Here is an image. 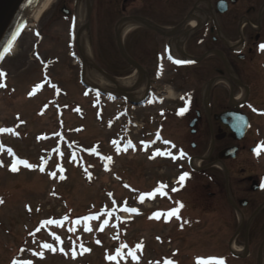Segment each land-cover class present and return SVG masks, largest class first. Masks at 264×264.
<instances>
[{
	"label": "rangeland",
	"instance_id": "374dc122",
	"mask_svg": "<svg viewBox=\"0 0 264 264\" xmlns=\"http://www.w3.org/2000/svg\"><path fill=\"white\" fill-rule=\"evenodd\" d=\"M94 2L89 27L77 34L76 25L78 28V23L80 27L85 24L82 0H52L46 12L26 26L12 56L0 69V84L7 86L0 87V264H201L208 260L193 257L220 252L228 247L233 233L226 229L218 233L219 224L210 227L214 237L197 239L193 226L198 214L185 208L184 224L177 232L182 237L170 242L171 247L162 245L160 241L174 236L175 231L151 225L163 201L151 188L165 178H173L167 174L175 172V167L155 159L162 148H147L140 143L151 142L150 134L161 124L165 137L199 156L193 164L203 167L199 158L211 152L206 151L210 139L200 153L190 149L197 136L190 132V118L167 114L164 123L155 122L160 118L159 109L174 108L178 96L187 90L181 89L179 83L173 84L172 75L155 83L154 78L160 74L153 78L144 70L147 75L143 83L131 85L137 87L138 95L130 98L132 91L118 93L111 79L120 83L133 78L136 83L138 74L125 62L115 42L114 18L118 12L114 17L112 9L117 4L112 0ZM63 8L71 13L64 15ZM128 33L126 30L120 35L122 44L126 42L131 47V37L124 39ZM78 39L84 54L90 51L87 57L105 75L82 68L79 48L74 45ZM153 50L162 59L170 53L165 47ZM124 51L128 55L129 49ZM73 52L78 56L75 59ZM148 69L153 71L149 66ZM149 80L166 102L161 108L142 110L131 99L138 102L146 95ZM84 83L93 88L105 87L94 88V95ZM98 91L104 97L96 95ZM133 114L139 127L131 131ZM215 156L217 153L211 152L206 164ZM13 165L16 172L11 171ZM194 186L191 184L183 196L192 208L211 202L206 195L191 200ZM130 209L146 216L113 218L132 214ZM45 244L49 247H43ZM117 250L123 255H118ZM110 256L115 259H108ZM173 256L180 260H170Z\"/></svg>",
	"mask_w": 264,
	"mask_h": 264
},
{
	"label": "flooded vegetation",
	"instance_id": "af4514ba",
	"mask_svg": "<svg viewBox=\"0 0 264 264\" xmlns=\"http://www.w3.org/2000/svg\"><path fill=\"white\" fill-rule=\"evenodd\" d=\"M112 4H117L112 10L114 17L118 12L114 19L119 51L118 30L129 25L124 39L128 41L131 37L133 43L131 47L126 42L123 46L129 49L130 62L124 59L132 71L137 74L141 71L144 76L146 71L153 78L154 74H160L154 78L155 83L170 74L173 84L179 83L181 89H187L176 99L178 104L171 105L174 108L163 109L166 97L153 86L152 79L148 81L146 95L131 103L142 110L160 107L156 123H164L167 114L174 118H190V132L197 135L190 149L201 153L209 138L206 151H212V155L217 153L210 164L205 160L203 167H195L193 161L199 156L166 138L161 124L150 134L153 135L151 142L141 141L162 148L160 161L175 167V172L167 174L173 178H165L159 186L156 183L151 188L157 192L156 197L164 201L150 220L154 222L151 225L172 227L175 231L174 236L162 239L161 244L171 247L170 242L182 237L177 232L184 224L185 208H191L198 214L193 226L197 239L214 237L210 227L219 224L218 233L224 229L233 233L228 247L211 255L199 254L194 259H215L223 264H264V104L261 103L264 99V51L260 47L264 45V0H112ZM76 47L79 48L78 43ZM157 47L169 48L170 53L159 58L153 50ZM174 60L183 63L176 64ZM148 66L153 68V73ZM185 107L187 111L180 114ZM235 113L245 116L250 126L241 140L235 133ZM254 116H257L255 120ZM138 127L133 114L130 128L133 131ZM230 149H236L234 156L221 160L220 154ZM166 152L171 155H164ZM180 152L184 157L173 159L179 157ZM185 173L188 175L181 184L179 177ZM191 184L195 185L193 196H189L191 200L206 195L211 202L195 204L199 207L192 208L183 197ZM175 210H178L176 215H168ZM203 213L210 216L202 217ZM177 259L180 257L170 258Z\"/></svg>",
	"mask_w": 264,
	"mask_h": 264
},
{
	"label": "water",
	"instance_id": "95a60500",
	"mask_svg": "<svg viewBox=\"0 0 264 264\" xmlns=\"http://www.w3.org/2000/svg\"><path fill=\"white\" fill-rule=\"evenodd\" d=\"M40 0H0V57L3 58L6 50L9 45L13 42V35L17 33L19 29L18 35L21 33L26 21L33 13L35 8L37 7ZM83 4L86 8V17H85V27H89V18L92 14L93 2L94 0H82ZM65 14L68 12L64 11ZM17 35V37H18ZM16 37V38H17ZM119 49L124 58L129 61L128 56L126 55L123 47L122 36L118 32V40H117ZM0 58V61L2 60ZM92 68L98 71L100 74L105 75V73L97 67L95 63H93L90 59H88ZM140 75L143 74L140 71ZM112 82H114L111 79ZM236 153V149H230L220 154V159L225 160L229 159Z\"/></svg>",
	"mask_w": 264,
	"mask_h": 264
},
{
	"label": "bare ground",
	"instance_id": "6f19581e",
	"mask_svg": "<svg viewBox=\"0 0 264 264\" xmlns=\"http://www.w3.org/2000/svg\"><path fill=\"white\" fill-rule=\"evenodd\" d=\"M51 1L52 0H40L39 1V3H38V6L36 7V9L34 10V12L30 15V17H29V19H28V23L27 24H30V23H33V22H35L44 12H46V10H47V8H48V6H49V4L51 3ZM81 8H83V5L81 6ZM81 13H82V11H81ZM83 26L81 25V27L79 26V23H78V30H76L77 32H82L81 30H80V28H82ZM128 28H129V25H127L126 26V28H124L123 30H121V31H126V30H128ZM78 34V33H77ZM23 36V35H22ZM79 40V39H78ZM77 40V41H78ZM20 41V40H19ZM18 41V42H19ZM81 42H80V40H79V43H78V45H79V47H80V50H81V55H82V59H83V61H84V68L85 67H88V68H90L91 70H92V66H91V64H90V62H89V57H87V56H89L90 54H91V52L90 51H88L87 53H86V55L84 54V51L81 49ZM83 68V69H84ZM88 73H90V72H88ZM96 74V73H95ZM88 76H90V75H88ZM89 78H91V77H89ZM92 81V80H91ZM90 81V82H91ZM135 81L136 80H134L133 78H131V79H126V80H124V81H121L120 83H116V82H113V84L117 87V89H118V93H120V95L122 94V93H124V94H127L126 92H130V91H132L131 92V94L129 95L130 96V98H134L136 95H138V91H137V87H131V85H134V84H137V85H141L142 83H143V81H144V79H143V76L142 75H140V74H138V77H137V82L135 83ZM104 83V82H103ZM105 85H106V83H104ZM104 84L103 85H100V87H96V86H94L95 88H98V89H100V90H104V89H102V87L101 86H104ZM122 84V85H121ZM136 85V86H137ZM105 87V86H104ZM123 94V96H126V95H124ZM239 102V100L236 102V104ZM238 105V104H237Z\"/></svg>",
	"mask_w": 264,
	"mask_h": 264
},
{
	"label": "snow or ice",
	"instance_id": "6c2138e0",
	"mask_svg": "<svg viewBox=\"0 0 264 264\" xmlns=\"http://www.w3.org/2000/svg\"><path fill=\"white\" fill-rule=\"evenodd\" d=\"M19 31H20V30L18 29V30H17V33L13 35V41L16 39V37H17ZM9 47H11V45H9ZM260 47H261V50L264 51V45H261ZM6 51H7V50H6ZM0 58H2V57H0ZM169 59H171V57H169ZM173 63L181 64V63H183V62L180 61V60H174ZM0 76H3V73H0ZM0 87H3V85L0 84ZM186 103H187V102H186ZM185 111H187V107H185L184 109H181V110H180V114H182V113L185 112ZM4 131H10V130L5 129ZM258 154H259V153H258ZM164 155H170V153H167V152H166V153H164ZM184 155H185V154H184L183 152H180V153H179V157H173V159H176V158H183ZM17 163H23L26 167H32L31 165H28V164H27L26 162H24V161H18ZM11 171L16 172V171H17V167H16L15 165H13L12 168H11ZM41 171H43V169H41ZM61 171H63V169H61ZM50 175H55V173H50ZM187 175H188V174L185 173V174H183V175H181V176L179 177V182H180L181 184L184 182V180L186 179ZM63 178H64V177H61V179H63ZM2 203H3V200L0 199V204H2ZM181 207H182V205H181ZM128 211L135 212L136 210H135V209H130V210H128ZM177 212H178V210L171 211V212L168 213V215H169V216L176 215ZM43 247L47 248V247H49V245L45 244ZM84 251H88V250H87V249H84ZM117 254H118V255H123V253H122L120 250H117ZM74 255H75V254H74ZM128 255L132 256L133 259L136 258L135 255H134V253H132V252H129ZM108 259L112 260V259H115V257L110 256V257H108ZM25 264H28V262H25ZM168 264H171V261H169ZM201 264H223V261H217V260H215V259H211V260H209V261H201Z\"/></svg>",
	"mask_w": 264,
	"mask_h": 264
}]
</instances>
